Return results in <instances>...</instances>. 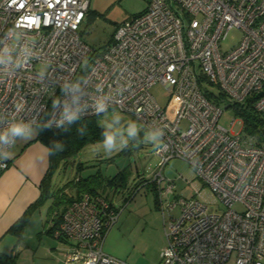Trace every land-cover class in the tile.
I'll list each match as a JSON object with an SVG mask.
<instances>
[{
  "label": "built area",
  "instance_id": "built-area-1",
  "mask_svg": "<svg viewBox=\"0 0 264 264\" xmlns=\"http://www.w3.org/2000/svg\"><path fill=\"white\" fill-rule=\"evenodd\" d=\"M88 6L89 0H0L6 61L0 64V112L19 106L23 119L47 123L72 101L71 92H62L65 83L80 84V102H88L81 117L95 115L98 96L108 97L109 110L150 132L163 131L153 149L156 168L143 181L155 185L162 215L160 264H264V142L243 132L241 119L238 132L219 124L223 109L247 99L264 116V0H149L99 51L79 34ZM233 28L241 38L223 50ZM156 83L180 101L173 120L150 91ZM172 158L187 162L224 209L182 196L175 179L163 174ZM8 166L0 161V174ZM121 210L99 194L73 200L53 233L66 243L61 263L127 264L103 250Z\"/></svg>",
  "mask_w": 264,
  "mask_h": 264
},
{
  "label": "rangeland",
  "instance_id": "rangeland-1",
  "mask_svg": "<svg viewBox=\"0 0 264 264\" xmlns=\"http://www.w3.org/2000/svg\"><path fill=\"white\" fill-rule=\"evenodd\" d=\"M148 2L149 0H89L88 11L79 27L82 31L81 38L92 50L99 51L103 49L111 41L118 25L143 11ZM240 38L241 32L239 29L229 30L226 38L221 42V48L223 50L231 48ZM210 88L217 92L214 86ZM150 91L158 104L165 108L169 119L173 120L179 111L180 101L177 97L171 95V88L165 84L156 83ZM225 105L222 102L223 108H225ZM113 111L121 115V128H125L129 121L137 123L140 132L136 138L140 141L141 146L136 149V145L130 139L128 146L123 151L106 155L102 150L96 151L97 143L87 145L76 154L61 161L53 173L52 185L54 186L52 189L56 191V187H61L65 183L73 181L77 175L84 178L94 174V180L90 185L96 187L100 195L112 199L117 208L122 209L116 223L104 239L103 250L127 264H160V251L165 244V237L161 211L156 204L155 193L151 184L142 185L131 199L126 198L133 188V183L139 180L140 177L149 181L156 168L157 158L153 154L154 146L150 141L143 142L145 133L150 131L145 130L130 115L116 110H109L107 114L100 117L99 121L109 117ZM232 119H236L233 126L230 124ZM239 119L233 109L227 108L223 109L219 124L238 132L241 129ZM79 163L84 167L76 168ZM119 170L124 172L125 183L117 186L116 189L110 186L107 187L108 178ZM163 174L166 178L175 179L177 190L182 196L194 197L212 209H224V205L217 195L184 160L179 158L170 159L164 168ZM74 192V188H66L65 190L67 195ZM48 201L51 202L50 199ZM62 206L63 204L57 206L55 213H59ZM175 212L178 213V210L176 209ZM43 238L41 241L38 238L29 243L32 250L37 249L35 264H55L51 259H58L66 243H61L53 235L46 234ZM21 247L23 248L22 244L17 248L19 254L21 253ZM53 247L57 248L54 252ZM24 252L28 255L31 253L29 249ZM51 252H53L51 257L47 256ZM225 264H231V261Z\"/></svg>",
  "mask_w": 264,
  "mask_h": 264
},
{
  "label": "trees",
  "instance_id": "trees-1",
  "mask_svg": "<svg viewBox=\"0 0 264 264\" xmlns=\"http://www.w3.org/2000/svg\"><path fill=\"white\" fill-rule=\"evenodd\" d=\"M81 33L82 31L80 30V36ZM221 94L222 93H219L217 96L221 97ZM211 97H213V94L211 95ZM252 102L253 99H247L243 103L233 104L228 108L233 109L235 115H237V117L242 120V131L247 134L254 135L260 143L264 142V116H262L259 112L255 111ZM100 117L101 116L98 115L81 117L77 123H73L72 125H70L67 131L62 128L45 127H41V129L37 131V134L34 139L42 142L48 147V149L49 147H52L54 141H58L60 142V144L63 145L62 151L58 150L55 155H50V160L52 162V172L50 171V174H53V171H55V169L57 168L56 166L61 163V161L76 154L85 146L90 144H96L98 141L103 139L102 133L105 131V129L99 122ZM85 124L87 126V134L81 136L77 132V129L81 125ZM138 141L139 140L137 138L131 140V142L136 146L139 144L137 143ZM83 167L84 166L81 163L77 164L76 166V168ZM93 180L94 174L88 175L84 178L77 175L73 181L65 183L63 186L57 188L56 191L52 192L50 191V180L48 176H46L42 182L40 198H38V200L34 204H31L26 209L24 214L9 229V231L14 233L17 237L15 246L21 240L22 230L27 222L30 211H32L39 204L45 202L47 199L51 198V203L49 205L47 214L48 217H50L51 225L47 229V233L53 235L54 231L57 229L61 221L63 211L73 200L79 199L84 193H89L90 195H100V193H98V189L90 185ZM143 181L145 182L146 180H144L143 177H140L139 180L133 183V188L129 192H132L133 190L137 191L142 185H145L146 183L143 184ZM124 183V172L122 170H119L112 177L108 178L106 186H110L116 189L117 186L123 185ZM148 183L151 184L154 190L156 200L155 185L152 182ZM66 188H74L75 192L71 195H67L65 193ZM104 197L108 198L107 196ZM126 198H129V196H127ZM61 204H63V206L60 212L55 213L56 207ZM17 257L18 252L15 249L9 253L0 252V264H16Z\"/></svg>",
  "mask_w": 264,
  "mask_h": 264
},
{
  "label": "crops",
  "instance_id": "crops-1",
  "mask_svg": "<svg viewBox=\"0 0 264 264\" xmlns=\"http://www.w3.org/2000/svg\"><path fill=\"white\" fill-rule=\"evenodd\" d=\"M34 138L35 136L31 139L17 141L10 152L9 166L0 174V252L9 253L15 249L18 252L16 264H35L37 249H31L30 241L38 238L41 241L46 234L51 235L47 233V229L51 225L47 224L51 223L50 217L47 215L51 203L48 200H51V198L30 211L22 230L21 240L16 246L17 237L9 231L10 227L24 214L26 209L40 198L42 182L46 176L51 180L52 192L54 190L52 189L54 175L50 174L52 162L48 154L49 149ZM57 188L59 187L55 189ZM21 244L23 248L21 247V253L19 254L17 248ZM53 248V252L57 250V248ZM27 249L31 252L29 255L24 252ZM59 250L61 251V249ZM53 252L47 256L51 257ZM61 254L58 259L52 258L51 260L55 264H60Z\"/></svg>",
  "mask_w": 264,
  "mask_h": 264
},
{
  "label": "clouds",
  "instance_id": "clouds-1",
  "mask_svg": "<svg viewBox=\"0 0 264 264\" xmlns=\"http://www.w3.org/2000/svg\"><path fill=\"white\" fill-rule=\"evenodd\" d=\"M5 62L4 56L0 55V64H4ZM80 91L79 83L73 82L71 85L65 83L62 87V92L64 94L71 92L72 101H65L62 106V111H59V117H54L47 123L42 124L35 117L29 120L23 119L20 113L24 109L19 106L14 107L12 111L0 112V125H2L0 127V161H6L10 158L11 149L16 145L17 141L31 139L36 136L37 131L41 127H51L52 124H55L56 127L67 131L70 125L77 123L88 106V102H80ZM92 104L94 105L93 113L98 116L107 114L111 107L109 98L106 96H98L92 101ZM53 107L57 110L61 109L59 99L53 100ZM99 122L105 131L102 133L103 139L97 142L98 146L96 151L99 152L102 150L106 155L123 151L128 146L129 140L135 139L140 132V128L134 121H129L125 128H121V115L115 111L109 117ZM77 132L81 136L86 135V124L78 127ZM162 135V129L146 132L143 142L150 141L155 148L159 149V146L162 144ZM137 143H140V141ZM58 150L62 151L63 145L58 141H54L52 147H49L48 154L55 155Z\"/></svg>",
  "mask_w": 264,
  "mask_h": 264
},
{
  "label": "water",
  "instance_id": "water-1",
  "mask_svg": "<svg viewBox=\"0 0 264 264\" xmlns=\"http://www.w3.org/2000/svg\"><path fill=\"white\" fill-rule=\"evenodd\" d=\"M141 146V143H139L135 148L137 149L138 147H140Z\"/></svg>",
  "mask_w": 264,
  "mask_h": 264
}]
</instances>
